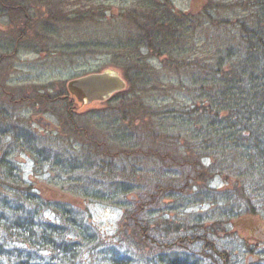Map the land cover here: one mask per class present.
<instances>
[{"label": "trees", "instance_id": "16d2710c", "mask_svg": "<svg viewBox=\"0 0 264 264\" xmlns=\"http://www.w3.org/2000/svg\"><path fill=\"white\" fill-rule=\"evenodd\" d=\"M90 2L94 0H0V17L30 21L32 10L44 8L46 21L69 23V16L77 17L73 22L93 21L97 14ZM70 8L72 13L65 15L63 10ZM143 8L146 18L133 20L137 39L130 36L102 46L110 51L115 68L122 70L130 86L128 92L120 93L121 102L114 109L123 122L140 133L141 148L119 147L125 144V137L138 139L134 131L125 135L121 130L122 135L115 138L120 143L99 131L98 137L103 139L91 143L99 152L96 155L111 163L129 164L131 158H137L151 166L140 173L134 166L129 167L131 172H122L132 183L145 185L136 193L135 201L123 206L127 241L139 250L160 254L156 262L147 260L146 264H246L244 257L256 254V249L239 247L243 240L230 233L229 226L239 217H264V0L240 1L238 8L243 13L236 17L232 38L204 42L200 53L196 52L198 44L191 37L193 33L188 34L176 21L177 14L168 1L152 0ZM206 22L212 21L209 18ZM189 39L194 43L187 44ZM143 49L158 57L167 56L170 61L182 59L188 71L185 88L190 101L186 109L152 114L139 98L147 86L156 83L144 71ZM44 89L40 88L29 101L34 105L64 102L59 96L45 95ZM2 110L0 107V120H5ZM68 110L59 117L66 126H78ZM164 117L172 121L171 128L157 122ZM147 118H156V123H146ZM27 143L32 155L36 150L33 140ZM12 156L3 153L0 157V264H95L100 255L101 264H135L131 256L115 249L100 253V234L84 232L77 225L73 207L47 203L39 196L14 168ZM202 159L210 160L207 168ZM48 161L47 156L44 164ZM52 167L58 168L59 175L68 176L60 181L64 191L100 199L91 187L92 181L105 176L104 170H97L99 166L78 165L60 158ZM107 175V185H103L111 198L107 201L122 200L137 192L135 186L115 179L116 170ZM216 178L224 181L225 188L216 192L214 221L186 225L163 220L153 230L151 212L162 200L184 195L193 188L208 191ZM50 210L60 223L44 217ZM258 257L264 264V254Z\"/></svg>", "mask_w": 264, "mask_h": 264}, {"label": "rangeland", "instance_id": "374dc122", "mask_svg": "<svg viewBox=\"0 0 264 264\" xmlns=\"http://www.w3.org/2000/svg\"><path fill=\"white\" fill-rule=\"evenodd\" d=\"M166 1L177 14L176 21L185 26L188 34L193 33L191 37L194 36L195 43L198 44L196 52L200 53L199 48L204 45V42L216 40L222 42L232 38L236 27V17L243 13L238 5L244 0ZM150 2L152 0H94L89 5H93L97 18L84 22H73V19L77 20L76 16H69L72 19L69 23L46 21L44 8L32 10L30 21L21 20V18L12 21L8 17H0V107L11 119L8 125L2 119L0 120L2 130L6 131L0 137L2 146L0 157L5 150H10V145L14 144L13 148L18 153H13L11 161L28 186H31L47 203H64L73 207L77 225L84 232L100 234L98 249L100 253L115 249L123 256H131L135 264H146L147 260L154 262L160 254L156 251L139 250L127 241L123 206H128L131 203L130 200L135 201L136 193L145 185L141 182L132 183L129 177L122 176V172H131L129 167L134 166L140 173L142 169H151V166L147 164L148 162L143 164L137 158H131L129 164H121L120 162L111 163L97 156L99 152L91 147V143L103 139L101 136L98 137L99 131L101 134L104 133L106 138L114 140L122 135L121 130L125 132V135L126 132L132 134L133 131L135 133L137 131L123 122L114 109L121 102L120 93L107 101L87 104L78 101L68 92L67 83L73 79L106 71L116 72L123 78L122 70L115 68L110 51L102 46L104 43L113 44L119 39L128 40L130 36L134 40L137 39L133 20H138L142 16L146 18L143 15V7L145 3ZM72 10L70 8L63 11L66 15L72 13ZM209 18L212 22L208 23L206 21ZM188 43L194 42L189 39ZM141 54L146 58L144 71L157 83V85L152 83L138 94L146 107L150 108L152 114L156 112L159 115L186 109L190 101L185 88L188 71L183 68L182 59L170 61L169 57H158L149 49H143ZM40 88H45L43 91L45 95L59 96L58 98L64 102L34 105L29 100ZM129 90L130 86L127 84L123 92ZM7 93L10 95L8 96ZM67 108L73 122H77L78 126H66L59 117ZM40 117L52 123L57 129L46 130L37 122ZM155 120L156 118L152 120L147 118L146 123L154 124ZM12 122L13 124L15 122V127L20 123L23 129L27 130L22 141L23 147L20 139L16 141L11 138ZM157 122L164 123L170 128L173 126L172 121H169L167 117L158 118ZM84 129L86 132H83ZM135 136L138 139L132 135L129 138L125 137V144L119 147L124 146L129 149L132 145L141 148L140 133ZM172 136H181V134H172ZM29 140H33L32 146L36 148L32 155L27 151ZM116 142L120 143L117 140ZM179 143L183 146L184 142L179 139ZM34 155L41 158L39 163L34 159ZM47 156L49 161L44 164ZM60 158L78 165L93 164L99 166L97 170H104L103 179L98 177L92 181V185L90 184L100 199L83 198L61 188L60 181H66L68 176L59 175L58 168L52 167V164L59 162ZM202 163L207 168L211 162L208 159H202ZM110 170H116V180L122 181V184L126 181L131 188L135 186L137 192L129 193L122 200L112 198L111 201H107L111 198L108 195L109 191H106L103 185H107V174ZM224 188V181L216 178L208 186V191L205 189L198 191L193 188L184 195L162 200L151 212L155 223L153 230H156L163 220L184 222L186 225L207 224L214 221L212 214L217 208L216 192ZM90 194H93L92 190ZM44 217L53 223H60L57 215L51 210ZM263 218L243 216L229 226L230 233H236V237H240L245 242L242 244L243 241H241L239 247L244 245V248L247 246L256 249V254H252L255 258L253 264H262L259 262L258 254H264ZM248 256L244 257L246 264ZM101 258V255L98 256L94 262L101 264Z\"/></svg>", "mask_w": 264, "mask_h": 264}, {"label": "water", "instance_id": "95a60500", "mask_svg": "<svg viewBox=\"0 0 264 264\" xmlns=\"http://www.w3.org/2000/svg\"><path fill=\"white\" fill-rule=\"evenodd\" d=\"M126 87V81L113 71L90 74L67 83L68 92L78 101L87 104L107 101L115 94L123 92ZM40 122H43L46 128L52 126V123L44 121V118H41ZM254 260V256H248L247 264H253Z\"/></svg>", "mask_w": 264, "mask_h": 264}, {"label": "flooded vegetation", "instance_id": "af4514ba", "mask_svg": "<svg viewBox=\"0 0 264 264\" xmlns=\"http://www.w3.org/2000/svg\"><path fill=\"white\" fill-rule=\"evenodd\" d=\"M17 103V102H16ZM3 109V108H2ZM2 114L3 115H6V117H5V120L3 119V121H4V123L6 124L7 123V125L9 124V123H11L10 121H11V119H9V116H8V114L6 113V112H4V109L2 110ZM41 118H43V117H40L39 119H37V122H38V124H40V125H42L43 127H44V125H43V122H40L41 121ZM16 118H14V120H15ZM44 121H46L45 119H44ZM14 124H15V122H14ZM14 124H13V122H12V125H13V127H12V129H11V135H12V139H15L16 141L17 140H21V145H22V147H23V140H24V137H25V132L27 131V130H25V129H23V125L22 124H18V126H14ZM1 128H0V137H2V135L3 134H5L6 133V131H3L2 130V126H0ZM46 128V127H45ZM53 129H57L56 127H54L53 125L50 127V128H46V130H53ZM9 132V131H8ZM27 133V132H26ZM16 141H14V143L16 144ZM11 146V148H10V152L8 151V150H5V153H7V154H16V153H18V151H16V150H14V148H13V146H14V144H12V145H10ZM23 149H21V151H22Z\"/></svg>", "mask_w": 264, "mask_h": 264}]
</instances>
